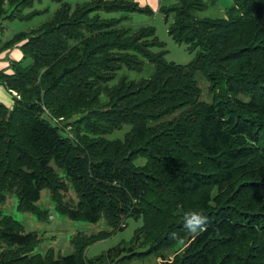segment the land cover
Returning <instances> with one entry per match:
<instances>
[{
  "label": "trees",
  "instance_id": "obj_1",
  "mask_svg": "<svg viewBox=\"0 0 264 264\" xmlns=\"http://www.w3.org/2000/svg\"><path fill=\"white\" fill-rule=\"evenodd\" d=\"M40 1L0 0V31ZM55 1L37 28L0 36V55L23 53L0 69L14 100H0V204L16 194L46 220L47 189L62 215L109 228L78 231L68 254L40 252L39 234L0 208V264H264V0L215 18L197 15L204 0H160L169 35L195 51L187 64L167 60L154 26L130 22L150 5ZM147 65L144 78L119 74ZM128 217L143 221L131 240L87 256Z\"/></svg>",
  "mask_w": 264,
  "mask_h": 264
},
{
  "label": "rangeland",
  "instance_id": "obj_2",
  "mask_svg": "<svg viewBox=\"0 0 264 264\" xmlns=\"http://www.w3.org/2000/svg\"><path fill=\"white\" fill-rule=\"evenodd\" d=\"M69 2L75 6L77 3H83L90 0H63ZM141 4L152 6L153 13L142 12H130L128 15L131 18V23L135 27L149 24L155 27L158 38L165 43V49L167 50L166 58L169 61H174L181 64L189 63L195 56V51H190L185 44L176 42L168 33V24L165 21L164 15L159 11L160 0L154 2L153 0H135ZM207 3V7L204 10L198 11L197 15L200 17H223L226 15V8L233 3V0H204ZM61 2L55 0H42L36 2L32 7L24 9V13L38 10L40 13L34 15L30 19H14L6 20L4 23V29L0 31V36L3 40H7L12 37L16 32L37 28L43 22L49 20L55 11L59 8ZM121 13H107L103 12L106 17L117 16ZM14 50V49H13ZM11 50V51H13ZM10 53V52H9ZM7 54V59H15L12 55ZM10 55V56H9ZM152 72V67L147 65L143 70H129L122 69L121 74L127 75L131 79H140L147 77ZM197 78L201 88L203 89V98L209 99L208 96V81L202 72L197 73ZM1 85V84H0ZM2 92L5 94L8 102L3 101L8 106L13 104V95L8 91L6 87L2 85ZM130 125L126 124L123 128L115 131L109 137H122L128 130ZM138 162H144L143 158H140ZM71 198L76 199V193L70 190L67 194ZM18 197L16 194H10L5 203L0 204V208L8 214L13 215L16 219L22 221L28 231H36L41 238L37 250L45 252L48 248L54 247L57 252L68 254L73 251V245L71 242L72 236L81 231L85 234H91L100 230L108 229L109 226L105 218L100 219L97 223H90L87 221H75L62 215L56 208L51 199L50 191L44 190L42 198L39 202L42 209L46 210L49 214L48 219H39L37 215L29 212L20 211L17 208ZM52 216V217H51ZM143 223L142 218L128 217L126 224L122 230H117L111 237L98 241L90 245L86 251L87 256H95L101 252H106L113 246L123 242L129 241L134 235L136 228ZM161 259H159L160 261ZM155 262L153 256L143 257L136 259L134 264H151Z\"/></svg>",
  "mask_w": 264,
  "mask_h": 264
},
{
  "label": "crops",
  "instance_id": "obj_3",
  "mask_svg": "<svg viewBox=\"0 0 264 264\" xmlns=\"http://www.w3.org/2000/svg\"><path fill=\"white\" fill-rule=\"evenodd\" d=\"M154 2H156L157 0H153ZM145 5V4H142ZM152 7V6H151ZM13 49H10L8 51H5L4 53H2L0 55V69L1 68H6L9 65V59L6 58L7 54L9 53L10 55H12L13 58L15 59H21L23 56L22 51L20 50V48H14L13 51H11ZM9 55V56H10ZM2 85H0V98L5 101L8 102L7 98H5V94L2 92Z\"/></svg>",
  "mask_w": 264,
  "mask_h": 264
},
{
  "label": "clouds",
  "instance_id": "obj_4",
  "mask_svg": "<svg viewBox=\"0 0 264 264\" xmlns=\"http://www.w3.org/2000/svg\"><path fill=\"white\" fill-rule=\"evenodd\" d=\"M201 230H203V229H201ZM191 231L195 232V231H196V229H192Z\"/></svg>",
  "mask_w": 264,
  "mask_h": 264
},
{
  "label": "built area",
  "instance_id": "obj_5",
  "mask_svg": "<svg viewBox=\"0 0 264 264\" xmlns=\"http://www.w3.org/2000/svg\"><path fill=\"white\" fill-rule=\"evenodd\" d=\"M52 217V216H51Z\"/></svg>",
  "mask_w": 264,
  "mask_h": 264
}]
</instances>
